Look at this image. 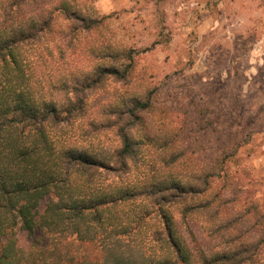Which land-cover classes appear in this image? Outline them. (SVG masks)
Here are the masks:
<instances>
[{
  "label": "trees",
  "instance_id": "1",
  "mask_svg": "<svg viewBox=\"0 0 264 264\" xmlns=\"http://www.w3.org/2000/svg\"><path fill=\"white\" fill-rule=\"evenodd\" d=\"M40 1L0 0V264H23L17 232L98 244L87 264H264V209L227 197L225 158L191 173L154 162L148 178L150 97L101 100L90 115L87 94L127 82L135 50L98 45L92 67L53 79L50 63L111 17ZM108 132L117 146L95 142Z\"/></svg>",
  "mask_w": 264,
  "mask_h": 264
},
{
  "label": "rangeland",
  "instance_id": "2",
  "mask_svg": "<svg viewBox=\"0 0 264 264\" xmlns=\"http://www.w3.org/2000/svg\"><path fill=\"white\" fill-rule=\"evenodd\" d=\"M55 1L41 0L40 8ZM68 1L91 17L111 18L98 35H80L64 64L50 63L53 79L92 67L90 50L98 45L135 50L127 82L108 79L87 94L90 115L101 100L148 95L152 107L143 120L154 152L148 178L154 162L176 158L173 167L191 173L223 157L232 175L227 197L264 209V0ZM95 142L118 145L111 132ZM17 239L23 264H87L101 257L98 244L71 236L17 232Z\"/></svg>",
  "mask_w": 264,
  "mask_h": 264
}]
</instances>
